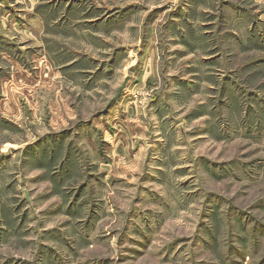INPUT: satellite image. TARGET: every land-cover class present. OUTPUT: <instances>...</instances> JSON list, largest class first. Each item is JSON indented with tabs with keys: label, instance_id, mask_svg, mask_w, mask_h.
<instances>
[{
	"label": "rangeland",
	"instance_id": "374dc122",
	"mask_svg": "<svg viewBox=\"0 0 264 264\" xmlns=\"http://www.w3.org/2000/svg\"><path fill=\"white\" fill-rule=\"evenodd\" d=\"M39 2L0 6V264H264V0Z\"/></svg>",
	"mask_w": 264,
	"mask_h": 264
},
{
	"label": "crops",
	"instance_id": "0c3cea01",
	"mask_svg": "<svg viewBox=\"0 0 264 264\" xmlns=\"http://www.w3.org/2000/svg\"><path fill=\"white\" fill-rule=\"evenodd\" d=\"M15 1H17V2H19V0H15ZM32 3H31V5L34 7L35 5H37L38 3H40L39 1L40 0H30ZM4 4H8V0H0V6H3ZM0 9H2V7H0ZM10 19V18H9ZM35 19H40V15H38V16H36V18H34V20ZM20 28V27H19ZM10 29V28H9ZM9 29H8V23L7 22H5V20H0V35L2 34V32H3V34H4V37L5 38H8V31H9ZM22 31V30H21ZM22 32H24V33H27L26 31H22ZM5 52L4 51H0V59L3 61V60H5L6 62H9V59L5 56ZM4 55V56H3ZM8 56V55H7ZM1 77L2 76H0V81H1ZM4 92H5V87H4ZM6 93V92H5ZM7 95V94H6ZM5 98H6V96H5ZM1 100V99H0ZM4 100V98L1 100V101H3ZM1 103V102H0ZM0 112L1 113H3L1 110H0ZM5 114H8V113H5Z\"/></svg>",
	"mask_w": 264,
	"mask_h": 264
},
{
	"label": "water",
	"instance_id": "95a60500",
	"mask_svg": "<svg viewBox=\"0 0 264 264\" xmlns=\"http://www.w3.org/2000/svg\"><path fill=\"white\" fill-rule=\"evenodd\" d=\"M125 86V82L122 84V86L117 90L116 96L119 95L120 91L122 90V88Z\"/></svg>",
	"mask_w": 264,
	"mask_h": 264
}]
</instances>
